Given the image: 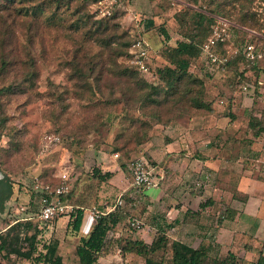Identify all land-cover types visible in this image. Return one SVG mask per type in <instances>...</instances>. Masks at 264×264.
<instances>
[{
  "label": "rangeland",
  "instance_id": "1",
  "mask_svg": "<svg viewBox=\"0 0 264 264\" xmlns=\"http://www.w3.org/2000/svg\"><path fill=\"white\" fill-rule=\"evenodd\" d=\"M66 1L0 0V178L6 176L13 188V201L8 199L0 211V230L14 218L35 211L37 204L30 200L35 179L57 185L60 173L67 170L71 196L82 197L87 190L92 195L99 190L105 193L113 184L92 174L93 168L99 169L94 162L99 151L124 166L129 183L123 201L135 208L133 202L139 199L127 193L143 188L131 186L128 165L142 156L152 164L143 152L146 143H155L164 131L162 127L176 118L205 113V107L195 105H208L212 97L223 100L222 111L227 113L226 98L239 91V76L250 81L264 79V56L250 65L240 58V49L247 41L262 46L264 54V0ZM186 6L206 15L214 11L210 15L213 20L210 16L195 19ZM79 8L91 18L76 29ZM218 18L233 25V37L227 44L228 57H232L229 69L206 76L201 61L191 58L190 71L177 80L180 70L171 63L177 58L170 45L188 39L199 45ZM99 21L108 23L107 30L90 35L88 30L95 29ZM139 36L155 48L156 64L163 63L159 53L168 62L160 80L152 81L155 84L140 76L125 54ZM118 49L123 50L122 56H116ZM213 88L218 89L216 94ZM118 192L106 194L105 201L115 203ZM131 213L122 210L123 225L131 228L129 221L137 219L141 227L142 219ZM18 223L25 231L24 221ZM231 255L226 257L225 250L212 248L206 264L226 259L224 264H261L262 260L258 251L247 259ZM133 257L138 260L132 264H144L143 259ZM68 258L72 262V256ZM155 258L169 264L170 253L162 250ZM13 262L32 264L14 255L7 259L0 252V264Z\"/></svg>",
  "mask_w": 264,
  "mask_h": 264
},
{
  "label": "crops",
  "instance_id": "2",
  "mask_svg": "<svg viewBox=\"0 0 264 264\" xmlns=\"http://www.w3.org/2000/svg\"><path fill=\"white\" fill-rule=\"evenodd\" d=\"M216 90L213 88L214 94ZM226 101L227 113L222 111L223 100L212 97L210 111L178 117L162 127L164 131L155 143H146L143 152L155 167L157 185L147 190H129L130 198L139 199L133 202L135 208L126 201L121 209L120 205L105 201L106 194L116 189L119 190L117 197L125 194L129 182L124 178V166L99 151L94 155L96 167L102 173H111L107 181L113 185L107 186L105 193L99 190L97 195H92L87 190L82 197L73 195L68 201L71 211L83 209L79 231L67 228L69 212L39 230L36 240L40 243L36 245L55 238L59 241L56 256L63 262L77 264L76 245L91 232L96 212L100 215L111 212L119 221L109 231L107 243L94 264H132L138 260L133 257L135 254L121 252L117 244L127 239L150 243L166 224L169 241H179L192 248L204 246L208 251L219 248L244 259L261 252L264 246V132L259 131L261 125L252 126L249 121L253 117L260 119L264 97L256 95L254 99L239 90L231 92ZM131 186L134 185L131 183ZM30 200L37 204L33 194ZM91 201L92 206L88 204ZM138 202L143 204L142 209ZM122 210L138 215L142 226L138 230L124 226ZM19 219L14 218L0 232Z\"/></svg>",
  "mask_w": 264,
  "mask_h": 264
},
{
  "label": "trees",
  "instance_id": "3",
  "mask_svg": "<svg viewBox=\"0 0 264 264\" xmlns=\"http://www.w3.org/2000/svg\"><path fill=\"white\" fill-rule=\"evenodd\" d=\"M14 1V0H13ZM73 2L76 0H67L66 2ZM187 10H191L195 19H204L205 17H209L210 15L214 14V11H210L209 14H205L202 10L194 11L189 6H186ZM77 12L80 15V23L76 25V29L80 28L81 26H85L89 23V19L91 15L89 13L83 12L82 8H79ZM247 17V16H246ZM210 20H213V17H209ZM244 22H246L247 18H244ZM95 29L88 30L90 35H99L103 34L107 28L108 23L104 24L102 21H99L96 25ZM112 26H118L117 23H113ZM91 32V33H90ZM165 38L168 39V34L162 29L161 31ZM208 35V34H207ZM206 38V37H205ZM204 38V39H205ZM104 42V40H102ZM200 45V43H199ZM199 45L195 44L191 39L177 41L175 45H170L171 54L177 58L176 61L171 60V63H174L175 70L179 69L180 73L177 75V80H179L183 75H185L189 70L190 62L189 59L195 58L198 59L199 57ZM127 46V45H125ZM130 46V45H129ZM128 46V48H130ZM261 51H263V47L258 45ZM129 49L126 51V56L129 58ZM220 53H224V49L220 47ZM123 50H116V56H122ZM240 58L244 57L240 55ZM232 57L228 59V62L224 66L223 71L220 73L224 74L229 66L231 65ZM168 70V69H166ZM165 70V71H166ZM164 73V72H163ZM163 73L160 74V77L156 78L160 80ZM127 75V74H124ZM208 76L207 74H205ZM221 75V74H220ZM200 77V76H199ZM201 78V77H200ZM155 78L148 81L152 82L156 80ZM147 80V79H146ZM250 82L248 77L242 78L241 76L238 77L239 82V90H241L240 86L241 83ZM147 81H144V83ZM202 83V81H200ZM153 83V82H152ZM155 84V83H153ZM238 84V83H237ZM256 92H253L252 95L254 99H256ZM211 102L209 104H200L195 105L196 108H206V112L211 110ZM262 115L260 119L253 117L250 119V125H261L259 127V131L264 132V108H262ZM257 122V123H255ZM93 177L99 181H106L111 178L110 172L102 173L99 169L93 168ZM13 193L12 184L6 176L0 178V211H3L5 202L11 197ZM32 194H34L32 192ZM72 193H67L63 196V199H70ZM35 196V194H34ZM37 209V208H36ZM35 209V210H36ZM83 218V209L78 207L73 209L69 213V220L67 223V228L71 231L77 232L79 231L81 222ZM119 221L118 217L114 213H107L100 215L96 218V223L92 228L91 232L87 237H81L78 244L76 245L75 251L78 257L77 264H94L97 261V258L103 249L104 245L107 243V235L109 231L117 224ZM20 223H14L9 225L3 232H0V252L3 253L4 257L9 259L10 256L14 255L15 257H22L27 260H30L33 264H71L61 261V259L56 256V251L58 248L59 241L55 238H50L49 241L44 242L42 244V250L38 251L35 255V251L37 250V234L39 229L32 226L29 221H24L23 227H25L21 231ZM169 225H165L164 228L159 229L156 233L155 237L150 243H146L141 240H125L121 243L120 251L123 253H133L137 256H140L144 259V264H164L162 258H155V255L160 251H169L170 258L169 264H206V260L208 258V249L204 246H200L197 248H192L189 245L181 243L179 241H169L166 235V228ZM23 235V236H22ZM22 236V237H21ZM26 243V246L23 244ZM264 246L261 248V252ZM226 257H232L231 253L228 252ZM227 260V259H226ZM226 260L221 261L220 264H224ZM11 264H18L17 262H13ZM262 264V260H261Z\"/></svg>",
  "mask_w": 264,
  "mask_h": 264
},
{
  "label": "built area",
  "instance_id": "4",
  "mask_svg": "<svg viewBox=\"0 0 264 264\" xmlns=\"http://www.w3.org/2000/svg\"><path fill=\"white\" fill-rule=\"evenodd\" d=\"M233 25L226 19L218 18L210 27L208 35L199 45L198 59L202 63L204 74L208 76H217L223 71L224 66L228 62L227 44L233 37ZM222 47L224 53H220ZM238 52V51H237ZM241 55L244 57L247 65L260 61L264 54L256 42L247 41L240 49ZM155 48L151 42L142 36L133 40L129 48V63L131 67L138 72L144 79H156L160 74L168 68L166 58L159 53L158 58L163 63L156 64ZM241 91L246 95H252L253 92L264 94V79L258 77L250 82L243 81L241 83ZM116 157L117 154H114ZM132 176V184L137 188L147 189L150 186L157 185V173L155 167L145 158H138L131 161L128 165ZM60 182L57 185L39 182L35 179L32 192L37 199V209L31 215L21 217V221H30L33 226L39 230L50 226L59 216L71 212L72 206L63 199V196L69 192V174L65 170L59 175ZM197 186H200L197 183ZM123 203V194H120L115 205ZM100 216L96 212V218ZM129 226L133 229L140 228L139 221L132 219ZM262 264H264V248L261 252Z\"/></svg>",
  "mask_w": 264,
  "mask_h": 264
}]
</instances>
